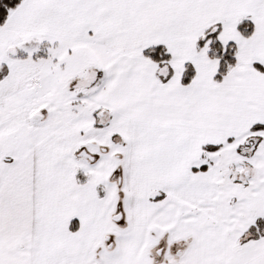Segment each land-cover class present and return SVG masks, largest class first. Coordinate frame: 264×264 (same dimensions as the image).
I'll return each mask as SVG.
<instances>
[{"label":"snow or ice","instance_id":"snow-or-ice-1","mask_svg":"<svg viewBox=\"0 0 264 264\" xmlns=\"http://www.w3.org/2000/svg\"><path fill=\"white\" fill-rule=\"evenodd\" d=\"M0 264H264V0H0Z\"/></svg>","mask_w":264,"mask_h":264}]
</instances>
